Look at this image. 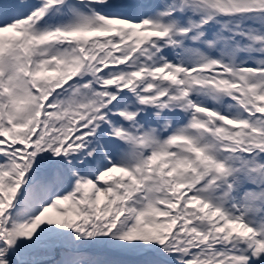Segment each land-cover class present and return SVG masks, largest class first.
<instances>
[{
    "label": "snow or ice",
    "instance_id": "snow-or-ice-1",
    "mask_svg": "<svg viewBox=\"0 0 264 264\" xmlns=\"http://www.w3.org/2000/svg\"><path fill=\"white\" fill-rule=\"evenodd\" d=\"M0 264H264V0H0Z\"/></svg>",
    "mask_w": 264,
    "mask_h": 264
}]
</instances>
